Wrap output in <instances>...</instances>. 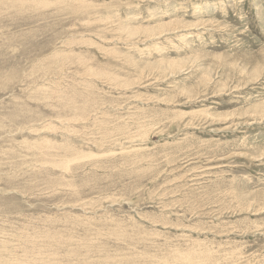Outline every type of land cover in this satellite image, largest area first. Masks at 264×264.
I'll return each instance as SVG.
<instances>
[{
    "label": "rangeland",
    "instance_id": "rangeland-1",
    "mask_svg": "<svg viewBox=\"0 0 264 264\" xmlns=\"http://www.w3.org/2000/svg\"><path fill=\"white\" fill-rule=\"evenodd\" d=\"M0 264H264V0H0Z\"/></svg>",
    "mask_w": 264,
    "mask_h": 264
}]
</instances>
